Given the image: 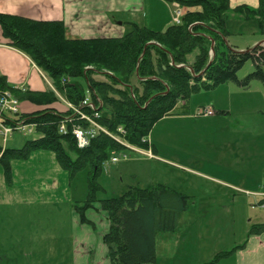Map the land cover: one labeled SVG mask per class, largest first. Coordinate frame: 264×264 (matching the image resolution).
Masks as SVG:
<instances>
[{"label":"trees","instance_id":"16d2710c","mask_svg":"<svg viewBox=\"0 0 264 264\" xmlns=\"http://www.w3.org/2000/svg\"><path fill=\"white\" fill-rule=\"evenodd\" d=\"M166 1L188 10L180 24L154 31L131 23V31L117 38L72 39L62 21L0 14L4 38L28 55L54 87L42 93H19L0 77V90L41 107L31 114L7 118L8 123L24 121L32 125L40 136L20 149L0 146L5 182L8 186L13 183L12 162L28 161L36 151L53 152L70 180L89 169L88 198L75 203L74 211L81 225L93 228L87 216L90 210L107 215L109 228L103 242L110 264H155L158 234L179 228L190 196L157 184L152 189L130 187L120 197L98 200V179L104 163L111 153L127 147L98 131L90 145L80 149L72 130L76 125L87 129L91 125L66 102L89 116L97 110L96 121L103 129L131 146L148 150L154 126L167 116L187 115V102L193 94L230 82L243 89L255 80L264 86V48L255 46L240 52L227 43L232 35L227 27L230 12L256 21L264 37V0H259L257 9L242 5L234 10L230 0ZM249 61L254 63V71L239 79L238 72ZM85 100L96 109L83 105ZM179 104H183V110L176 112ZM263 230L264 224L254 226L249 235ZM240 247L217 254L209 264H216Z\"/></svg>","mask_w":264,"mask_h":264},{"label":"rangeland","instance_id":"374dc122","mask_svg":"<svg viewBox=\"0 0 264 264\" xmlns=\"http://www.w3.org/2000/svg\"><path fill=\"white\" fill-rule=\"evenodd\" d=\"M173 6L174 8L170 7V11L174 9L175 12V5ZM145 11L149 12L148 9ZM235 18L237 20L234 19L231 22L235 35L229 38L232 44L247 48L255 39L263 40V36L258 28L253 27L254 25H247L245 34H240L244 19L239 14H235ZM145 21L148 24L151 20L149 18L148 22ZM118 23H121V20ZM156 26L159 28L157 24ZM123 29L126 33L130 32V24L124 25ZM254 68V63L249 61L238 72V78L244 79L254 71ZM82 84L87 89L85 81H82ZM187 103L189 107L188 116H167L160 120L151 131L148 141L155 144L158 157L154 155V158H150L127 147L121 152H114L109 155L98 179L100 185L97 192L98 200L120 197L130 187L152 189L157 184L166 185L190 196L188 209L181 219L179 228L172 233L158 234L155 264H209L215 259L217 251L228 248L233 242L242 243L252 225L258 223L259 217L264 218V209L259 208L261 206L255 203V197L246 195L242 190L233 191L226 184L218 182V180H223L229 183L224 169L226 166L225 159L226 156L235 154L236 149L231 144L235 143L236 145L237 140L239 143L237 149L240 148L241 150L243 143L244 157L246 154L249 155L251 170H257L259 166L264 165L263 83L255 80L249 88L243 89L230 82L215 89L203 90L193 94ZM182 106L183 104H179V109L177 108L176 112L182 111ZM204 108L215 112L214 117L222 116L224 110H230L231 114L225 115L219 122H212L211 124L208 120H213V115L211 117L199 115ZM39 136L34 129L32 132H29L28 129L25 131L17 130L8 137L7 143L0 136V146L20 149L28 140H33ZM45 152H49L50 155L54 156V160H57L53 152ZM113 157H117L119 161L112 163ZM244 160L246 161L245 158ZM220 161H222V169L216 170V164ZM53 164H55L53 159L48 157L40 161H33L28 168L41 169L40 175H42L43 182L45 181L44 185L50 184L55 178L53 175L60 172V169L69 178V174L58 163H56L57 171L52 170ZM241 164V159H234L232 163L234 167L236 165L241 166ZM32 177L37 180V172ZM88 177L89 169H85L79 172L73 180L69 179L70 186L66 189L68 193L66 195L62 191V196L73 197V205L85 201L89 194ZM234 177V183H236L237 176ZM46 181L49 182L46 183ZM250 181L254 184H264L263 171L260 170L259 173L251 174ZM4 184L3 168L0 165V189L3 188ZM46 190V188L42 189L43 194L36 205L21 208L20 205H13L12 202H9L10 207L0 209V212L3 211L1 216L5 218V221H8V223L6 222L8 229L3 231L4 240L0 241V244L3 245L0 247V262L7 261L3 258L13 259V261L21 263L27 262L28 258L21 256L17 244L19 230L24 227L25 230L26 228L30 230L29 233H39L41 238L38 242L42 241L41 247L50 251L55 256V261L73 264L74 259L71 256L70 248L75 239V236L72 238L71 234L73 230L75 235L77 232V227L73 225L76 219L73 217L74 221H72L70 204H61L60 208L58 205L57 207L61 210L59 211L51 203L52 198L45 194ZM1 194L2 191L0 190V197ZM230 198L234 199L229 200ZM215 199L218 201H214ZM20 210H25L26 216ZM27 211H30V214L27 215ZM204 211L206 214L202 213ZM88 216H90L88 217L90 221L91 216H97V225H94V228L90 226L95 235H91L93 247L86 252L88 251L89 254L87 255H90L92 259L99 258L102 260L105 258V254L101 253L99 242L109 228L107 215L102 211L90 210ZM20 219L22 223L18 224ZM98 219L102 223H99ZM249 219H253L252 222L248 223ZM56 232L58 233L56 234ZM51 233L60 238L49 239ZM33 234L29 237H33ZM44 235L47 236L45 239H43ZM31 239L29 238V240ZM197 241L202 247L201 249L196 246ZM26 251L28 252V249ZM221 260L220 264H227L226 259Z\"/></svg>","mask_w":264,"mask_h":264},{"label":"crops","instance_id":"0c3cea01","mask_svg":"<svg viewBox=\"0 0 264 264\" xmlns=\"http://www.w3.org/2000/svg\"><path fill=\"white\" fill-rule=\"evenodd\" d=\"M242 5L257 9L259 7V0H230L231 10H234L235 8ZM170 7L174 8L173 4L168 3L166 0H0V14L20 16L35 21H62L66 26L67 36L72 39L122 37L126 34L123 26L129 25L131 23H136L154 31H164L169 26L174 24V9L170 11ZM146 9H148L149 12L145 11ZM183 11L186 12L188 10L184 9ZM149 18L151 21L148 22ZM234 19L237 20V18H235V13L230 12L227 23L228 30L232 33L230 37H234L235 35L233 33L234 29L231 27V22ZM119 20H121V23H118ZM145 20H147L148 24H146ZM243 21V24H241L240 34H245L247 25H254L253 27L258 28L256 21ZM156 24L159 26V28L156 26ZM229 38L227 41L228 45L235 48L237 51H247L248 49H252L255 46H262L264 48L263 37V40L255 39L254 41H252V44L247 48H244L242 45L240 46L232 44L229 41ZM0 77H4L7 80L8 85L19 93H42L47 92L51 89L53 90L54 88L49 77L31 60L30 57L21 50L13 47L10 42L4 38L1 27ZM40 109L41 107L33 104L30 101H19L20 115L31 114ZM230 114V110H224L222 111V116L214 117L213 115V120H208V122L211 124L212 122L217 123L222 117ZM179 116L186 117L188 115ZM225 141L229 142L228 140ZM238 144V140L236 145L235 143L231 144L232 147L236 149V152L234 155L230 154L226 156L225 159L226 166L224 167V169L228 176L229 183L223 180H216H218V182L226 184L233 191L242 190L246 195L255 197V203L261 206L259 208L264 209V184H254L250 181L251 174L259 173L260 170H262L264 173V165L259 166L257 170H251L249 155L246 154V156L244 157V153L242 151L243 143L241 150L240 148L237 149ZM150 149L153 151L154 155L158 157L155 144L150 143ZM48 157L53 159V161L55 162V164H53L52 166V170L57 171V160H54V156L45 151L33 153L31 158L26 162H12L13 183L8 186L4 178L5 184L3 185V188L0 189L2 191L0 197V209L2 210V208L10 207L9 202H12L13 205H20L21 208L23 206L30 207V205H36L39 203L40 197L43 194L42 189L46 188L47 190L45 194H47V197L52 198L51 203L59 211H61L59 209L61 204H70V213L72 219L73 217L76 219L73 225L77 227V232L75 235L73 230V233L71 234L72 238L73 236H75V239L72 241V245L70 248L71 256L74 259L72 263L110 264L109 259L107 258V247L103 242V236L105 233L102 235L101 241L99 242V244L101 245V253L105 254V258H102V260L99 258L92 259L90 255H87L89 253L88 251L86 252V250L93 247V245H91V243H93V241H91V235L95 234L90 225H81L79 223L77 215L74 211V198H68V196H62L63 194H61L62 191L66 195L68 193L66 189L70 185L67 175L63 174L60 169V172H57L53 175L55 178L52 179V182L50 184L44 185L45 181L43 182L42 175H40L41 169L35 170L34 168H28V166L33 163V161H40ZM244 158L246 159V161L244 160ZM234 159H241V166L236 165L234 167L232 165ZM21 165L26 166L24 167ZM221 166H223L222 161L216 164V170H221ZM36 172L37 180L35 179V177H32L36 175ZM235 175L237 176L236 183H234ZM49 181H46V183ZM259 186L260 189H258ZM55 196L56 199H54ZM233 199L234 198H230L229 200ZM214 201H218V199H215ZM58 205L59 208L57 207ZM195 205L197 206V204ZM225 207L227 208V205ZM20 211H22V214L26 216L24 214L25 210ZM2 212L3 211L0 212V241L4 240L5 237L3 231H6L8 229L6 224V222L8 223V221H5V218L1 216ZM202 213L206 214V211ZM28 214H30V211H27V215ZM88 215L89 212L87 213V216ZM90 219L91 222L96 226L97 216H91ZM252 220L253 219H249L248 223L252 222ZM72 221H74V219ZM98 222L100 223L101 221H99L98 219ZM20 223H22L21 219L18 224ZM262 224H264V218L259 217L258 223L252 225V227L257 225L261 226ZM22 230H25L24 227L19 230V239L17 241V244L21 256L28 258L27 262L21 263L18 261H13V259L10 260L8 258H3V260L7 261L0 262V264H64L63 262H58L57 260L55 261V256L51 254L50 251L41 247L42 241L40 243L38 242L41 238L38 232H33L34 234L29 233L28 231L30 230L28 228H26L25 231ZM57 233L58 232H56V234ZM31 234H33V237H29V235ZM56 234L51 233L49 239L60 238L59 236H55ZM41 235L43 234L41 233ZM46 235L43 236V239L47 237ZM28 237L32 239L29 240ZM242 241L243 244L241 242H239V244L233 242L228 248H223L222 250L217 251V253L228 252L233 250L235 247L242 246L233 254H230L229 256L224 258L226 259L225 262H227V264H264V230L255 235H249L248 232ZM1 246L3 245L0 244V247ZM196 246L200 249L202 248L199 246L198 241L196 242ZM26 249H28V252L26 251ZM60 250L62 251V249ZM221 261L217 262L216 264H220Z\"/></svg>","mask_w":264,"mask_h":264},{"label":"built area","instance_id":"2783aa9c","mask_svg":"<svg viewBox=\"0 0 264 264\" xmlns=\"http://www.w3.org/2000/svg\"><path fill=\"white\" fill-rule=\"evenodd\" d=\"M176 10L174 12V22L176 24L181 23V18L183 16L182 10L179 8V5L175 4ZM66 105L68 108L74 110L76 114L79 115L80 119L82 121H86L90 123V128H84L81 125L74 126L72 130V134L77 142V146L80 149H84L90 145L91 139L95 136V134L98 131L105 132L108 135H110L112 138H114L118 143H120L123 146L129 147L130 149L145 154L149 156L150 158H153V155L151 152H145L140 149H137L135 147L129 146L125 142H123L118 137H115L111 135L109 132H107L105 129H103L98 122L96 121L97 118H99V113L97 112L96 107L93 103H91L89 100H85L83 102V105L90 106L92 109H94V115L89 116L85 112H82L81 110L77 109L74 105L71 103L66 102ZM19 113V100L17 97H15L10 91H2L0 90V136L4 138L5 143L8 140V137L12 135L15 131H25L28 129L29 132L33 131L32 125H26L24 121L20 122H14V123H8L7 118L8 116H16ZM199 115L203 116H212L214 115V112L211 109L204 108L200 111ZM61 131L65 133L66 127L65 124H62ZM118 131L120 133H125V131L122 128H119ZM126 157V156H125ZM112 163H117L119 159L117 157H113L111 159Z\"/></svg>","mask_w":264,"mask_h":264},{"label":"water","instance_id":"95a60500","mask_svg":"<svg viewBox=\"0 0 264 264\" xmlns=\"http://www.w3.org/2000/svg\"><path fill=\"white\" fill-rule=\"evenodd\" d=\"M212 44L214 45V42H212ZM213 49V48H212ZM243 52H246V51H243ZM213 53H214V50H213Z\"/></svg>","mask_w":264,"mask_h":264}]
</instances>
